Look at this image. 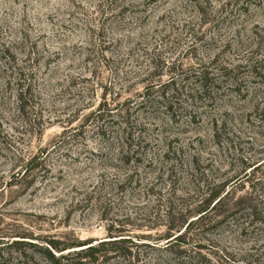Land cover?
I'll list each match as a JSON object with an SVG mask.
<instances>
[{"label":"rangeland","instance_id":"1","mask_svg":"<svg viewBox=\"0 0 264 264\" xmlns=\"http://www.w3.org/2000/svg\"><path fill=\"white\" fill-rule=\"evenodd\" d=\"M208 190L222 201L183 263L169 228ZM123 238L127 258L97 264H264V0H0V264ZM90 246L55 254L77 264Z\"/></svg>","mask_w":264,"mask_h":264},{"label":"trees","instance_id":"2","mask_svg":"<svg viewBox=\"0 0 264 264\" xmlns=\"http://www.w3.org/2000/svg\"><path fill=\"white\" fill-rule=\"evenodd\" d=\"M224 71H227L225 68ZM18 76L21 77V74L18 73ZM197 78L199 79V85L202 88H208V74L204 72V70H199L198 75H196ZM20 81H18L17 84V101L19 104V109L21 111H25L29 106L26 104V100L30 94L29 88L24 86L22 83V78H19ZM174 83V81H173ZM140 104L147 105L149 104V99L145 101V99L142 100ZM145 103V104H144ZM102 108V107H101ZM101 108H99L96 112L92 113L89 115L87 120H90V118H96L98 116V119H102V113H101ZM124 116L123 118H125ZM101 121V120H99ZM98 121V122H99ZM99 128V127H98ZM114 141H116L119 145V155L122 156V158H128L130 156H135L137 153L136 148H134L132 142L134 141L133 135L131 128L127 122L120 124L117 130V133H115L113 137ZM37 158H33L31 161L27 162L25 164V174L26 176L29 172L34 171L36 167H32L35 164ZM209 192H206V200L202 201L200 203L201 206H203V209L200 210L197 214L198 219L196 221H192L189 223V219H184L182 222L180 221L178 224L173 222L169 228L166 241L167 242V247L165 248L166 251L170 252L171 255L174 256L175 259L178 261H182L183 263H186V261H190L192 258V255H189L191 252L189 249H187L188 246V237L191 234L193 230V226H197V224H200L203 221V218L205 215H207L208 211L210 208H212V211L216 206L222 201L221 199V194L220 193H215L211 190H208ZM213 206V207H212ZM173 213L169 212L168 213V218L172 220L173 218ZM173 221V220H172ZM134 246L133 242L131 239H120V240H114V241H109V242H102L99 244L98 247L90 246L88 245H77V246H72L71 248H64L62 249L61 247L57 246L54 243H49V248H42L41 250L44 251L45 255L47 256V259L51 261L54 264H63L68 262V257L67 256H56L55 253H62L65 252L69 249L73 248H83L86 246H90L86 249H83L79 252L76 253V256L78 258L77 264H97L100 259H102V262L107 261V257L102 254V258H99V254L103 253V251H110V252H115L119 253L120 256L119 258L126 259V254L130 253V249L132 246ZM29 246L31 248H36L37 246L33 243L25 242V241H14L11 245H8L7 247L10 249L18 250L21 246ZM137 247V246H135ZM193 249L199 251V246H194ZM197 257V264L202 263L201 261H204L206 258L205 256L201 255V252L196 253ZM0 257L3 258L0 250ZM194 257V256H193ZM202 259V260H201ZM201 260V261H200ZM209 263V261H208Z\"/></svg>","mask_w":264,"mask_h":264}]
</instances>
